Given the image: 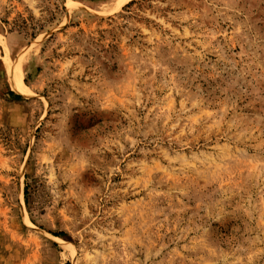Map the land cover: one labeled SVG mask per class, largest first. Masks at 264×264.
Listing matches in <instances>:
<instances>
[{
  "label": "rangeland",
  "instance_id": "rangeland-1",
  "mask_svg": "<svg viewBox=\"0 0 264 264\" xmlns=\"http://www.w3.org/2000/svg\"><path fill=\"white\" fill-rule=\"evenodd\" d=\"M119 1L0 0V264H264V0Z\"/></svg>",
  "mask_w": 264,
  "mask_h": 264
},
{
  "label": "bare ground",
  "instance_id": "bare-ground-1",
  "mask_svg": "<svg viewBox=\"0 0 264 264\" xmlns=\"http://www.w3.org/2000/svg\"><path fill=\"white\" fill-rule=\"evenodd\" d=\"M126 1H128V0H120V1H119V4L122 3V2H126ZM11 73H12V72H11ZM12 82H13V83H12L13 88H14L15 90L21 92V91H22V88L20 87L19 82H18L17 80H13ZM21 86H22V85H21Z\"/></svg>",
  "mask_w": 264,
  "mask_h": 264
},
{
  "label": "trees",
  "instance_id": "trees-1",
  "mask_svg": "<svg viewBox=\"0 0 264 264\" xmlns=\"http://www.w3.org/2000/svg\"><path fill=\"white\" fill-rule=\"evenodd\" d=\"M18 97H20V96H18ZM63 234H57L56 236L57 237H61ZM67 264H70V263H67Z\"/></svg>",
  "mask_w": 264,
  "mask_h": 264
}]
</instances>
